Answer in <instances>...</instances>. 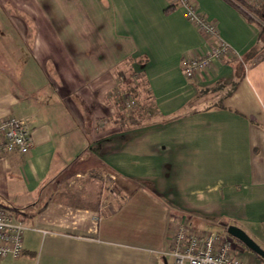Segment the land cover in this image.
Listing matches in <instances>:
<instances>
[{"label": "crops", "instance_id": "0c3cea01", "mask_svg": "<svg viewBox=\"0 0 264 264\" xmlns=\"http://www.w3.org/2000/svg\"><path fill=\"white\" fill-rule=\"evenodd\" d=\"M194 1L233 55L192 80L183 59L217 40L169 0H21L28 15L0 1V120L27 121L33 138L0 158V202L26 226L23 254L0 264H169L159 252L171 214L196 229L237 226L264 250V59L247 61L260 30L225 0ZM121 71L145 84L156 118L91 139L77 106L117 90ZM76 167L78 188L55 191ZM103 167L142 187L101 204L90 187ZM138 192L160 213V249L118 230ZM240 250L243 264H264Z\"/></svg>", "mask_w": 264, "mask_h": 264}, {"label": "built area", "instance_id": "2783aa9c", "mask_svg": "<svg viewBox=\"0 0 264 264\" xmlns=\"http://www.w3.org/2000/svg\"><path fill=\"white\" fill-rule=\"evenodd\" d=\"M250 7H260L264 0H243ZM184 10L187 21L200 33L217 40L210 49L198 57L182 61V73L192 80L199 72L208 71L215 61L231 58L233 50L219 37L215 23L209 20L194 0H169ZM118 90L115 91V94ZM127 106L134 105L130 95H124ZM33 146L29 123L14 117L0 120V158L16 152L25 154ZM26 227L17 216L0 205V259L18 258L23 254ZM238 242L227 229L222 232L195 229L185 217H172L166 234V248L159 254L170 258L171 264H243Z\"/></svg>", "mask_w": 264, "mask_h": 264}, {"label": "rangeland", "instance_id": "374dc122", "mask_svg": "<svg viewBox=\"0 0 264 264\" xmlns=\"http://www.w3.org/2000/svg\"><path fill=\"white\" fill-rule=\"evenodd\" d=\"M0 1L7 2L6 4L2 5L6 8V12L11 15L13 14L14 10H19V12H25L26 15H28V13L32 11L29 5L27 3L20 2L21 0ZM243 9L245 11H248L247 8ZM1 14L2 11L0 9V15ZM249 14L252 16L250 10ZM6 22L7 21L3 22L0 17V25L2 27L5 26ZM2 23L4 26L2 25ZM242 63L244 64V60L242 61ZM126 76L124 74V71H121L122 78L117 85L118 93L115 94L116 87L110 88L107 93L102 96L103 100L98 101L97 104H93L89 107L87 106V109H83L81 106L78 108L77 106L79 117L81 115L80 122L84 124L86 133L89 138L96 139L98 137L106 136L107 132H110V130H125L129 126H139L143 123H150L151 121H153L154 118H156L157 112L153 104L151 103L148 90L145 84L140 81H135V83H131ZM136 85L140 86L141 92H138V96L135 98L130 95V97L134 100V105L127 106L124 101V99H126L124 96L125 94L121 90H123L122 88L125 89L126 87L129 88ZM120 91L123 94L122 96L120 95ZM95 105H97L96 108L94 107ZM72 169L66 171L65 176H62V178L57 179V181L55 180L56 182H54L53 184L55 186L54 189H56L55 191H60L61 189H66L68 187H71L73 189L78 188L77 185L79 179L75 177L74 173L76 171H79V168L76 167L73 170ZM91 173L96 175L97 178H94H96L97 180L94 181L95 185L91 186L90 188L94 189V191L97 193H95L96 196H98L96 199H99L101 204L103 202H109L110 198H112L114 196L113 194H115L116 196L112 203L120 206L121 199L125 197V194L127 193L125 190L132 192V190L136 191L142 187L140 182L131 183L120 178H116L111 173H109L108 170H106V168L104 167L98 171L94 170V172ZM70 182L74 184L70 185ZM2 205L7 208L9 207L5 202H2ZM147 205H149L150 209L145 208ZM150 206H153L152 203H147L146 197L141 195L140 192H138L135 196H132L129 202H127V204L123 208L119 207L118 209V230L119 232H121L120 230H122L123 233H126L128 231L127 237L133 240V242L135 243V247H144L148 250L160 249L162 247L163 222L162 219L159 218L160 213L158 209ZM172 217L182 218L185 216L180 214H171L169 215V222ZM203 230L222 232L225 229L204 228ZM239 246L242 249L245 248L242 244H240ZM242 251L240 255L243 260ZM169 259L168 262L169 264H171V259Z\"/></svg>", "mask_w": 264, "mask_h": 264}, {"label": "trees", "instance_id": "16d2710c", "mask_svg": "<svg viewBox=\"0 0 264 264\" xmlns=\"http://www.w3.org/2000/svg\"><path fill=\"white\" fill-rule=\"evenodd\" d=\"M225 1H227L229 4H231L232 6L237 8L246 17V19L250 23L255 24L260 30L258 43L252 49L250 54L248 55L247 61L248 60H253L252 63H254V62H258L261 59H264V2H263V4L260 7L252 8L243 0H225ZM243 8H247L248 11H245ZM249 10H250V13L252 14V16L249 14ZM255 57H257V58L255 59ZM130 76L132 77L133 75H130ZM234 87H236V84L234 85ZM122 89L123 90H121V91L125 95H131L133 98L138 96V92H141V88L138 85L132 86V87H129V88L126 87L125 89L124 88H122ZM122 92L120 94L121 96L123 95ZM149 98L151 99L150 95H149ZM0 205L3 208H5L6 210L14 213L9 208L3 206L2 204H0Z\"/></svg>", "mask_w": 264, "mask_h": 264}, {"label": "water", "instance_id": "95a60500", "mask_svg": "<svg viewBox=\"0 0 264 264\" xmlns=\"http://www.w3.org/2000/svg\"><path fill=\"white\" fill-rule=\"evenodd\" d=\"M227 233L236 241L245 246L249 251L264 260V250L241 228L231 225L227 228Z\"/></svg>", "mask_w": 264, "mask_h": 264}]
</instances>
